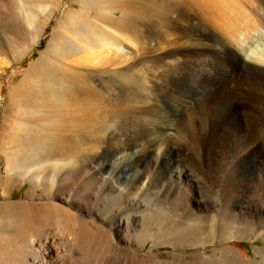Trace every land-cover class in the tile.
Returning a JSON list of instances; mask_svg holds the SVG:
<instances>
[{"label":"rangeland","instance_id":"374dc122","mask_svg":"<svg viewBox=\"0 0 264 264\" xmlns=\"http://www.w3.org/2000/svg\"><path fill=\"white\" fill-rule=\"evenodd\" d=\"M242 1L244 5L246 1ZM187 8L185 12L195 19L208 20L199 7ZM67 10L80 15L74 24L65 20ZM182 11L181 0H0V206L17 204L14 213L18 218L25 211L22 204L28 205L33 215L43 205L57 215L62 208L90 217L87 205L105 213L108 206L118 208L127 199L131 202L127 215L137 221L133 228L138 232L127 233L130 245L117 242L121 248L148 256L174 253L177 264H203L201 255L206 251L215 252L209 264H221L224 258L228 264H264V179H255L258 196H248V200L252 197V211L245 213L247 219L257 222L252 228L256 232L249 238L224 241L226 228L218 224L221 218L227 219L228 209L222 205L221 193L208 189L214 191L210 198L217 206L206 212L196 201L200 199L193 187L196 178H181V185L176 186L174 177L168 175L179 168L166 158L163 141L117 151L110 146L118 144L121 134L143 132V121L163 110L161 86L189 73L216 71L211 78L219 85L206 97L200 93L203 100L178 105L183 114L178 119L193 118V108H198V118L204 119L203 128L199 121L187 126L188 137L204 139L203 129L222 115L227 87L235 81H224L216 65L209 66L206 61L212 51L223 53L224 45L213 41L211 34L195 33L179 22ZM100 29L114 38V45L101 37L100 44L92 43ZM259 48L264 49L261 43ZM241 89L254 94L246 86ZM180 130L179 126L176 131ZM108 150L112 153L104 160L100 156ZM135 153L146 155L145 161L139 160L135 168L139 178H130L126 192L124 181L117 180L116 174L129 165L127 161ZM216 154L208 182L229 183L230 168L235 167L231 149L219 146ZM59 161L66 163L59 165ZM97 170L99 175L94 174ZM101 173L116 182V190L104 187ZM236 195L231 193V198ZM241 212L238 205L231 210L234 216ZM195 214L212 217L213 226ZM93 220L117 241L113 226L96 217ZM206 225L204 245L201 240L155 237L153 230L194 231ZM6 230L0 228V249L16 253L22 238L13 228L7 230L12 232ZM31 241L38 249V241ZM223 248L230 252L220 250Z\"/></svg>","mask_w":264,"mask_h":264},{"label":"bare ground","instance_id":"6f19581e","mask_svg":"<svg viewBox=\"0 0 264 264\" xmlns=\"http://www.w3.org/2000/svg\"><path fill=\"white\" fill-rule=\"evenodd\" d=\"M181 1L183 11L178 14V21L186 24L195 33L211 34L215 39L213 41L222 42L224 45V50H221L224 51L223 53L212 51V53H209L210 58H207L208 61H206L209 66L216 65V69L222 74L224 81L225 79L235 81L233 86L227 87L228 100L224 108H222V115L212 120L208 125V129L206 127V129H203V133L205 132L202 134L204 139L195 140L188 137L187 126H195L196 122L199 121L203 128L204 119L198 118V108H193V111L190 112L193 118L184 121L178 119L182 118L183 115L178 105L181 103L183 107V104L187 106L191 101L193 103L201 98L203 100L204 97H201L200 93H203L206 97L219 85V82L211 78L212 74H216V71L211 72L206 69L195 74L189 73L165 85L161 84L162 88L160 91L165 93V97L159 102L163 110L157 117L143 121V132H135L132 136L128 134L129 132L121 134L118 144L110 146L117 151L118 149L127 150L131 145L136 148L141 144L144 145L145 142L156 145L163 141L167 145L166 158L172 159V163L179 168L175 172L170 171L171 173L174 172V174H169L168 178L174 177V184L178 187L181 185V178H196L193 187H195L200 198L196 199V201L199 206L205 208L206 212L216 208V203L210 197L214 195L213 190H219V193L224 198V204L222 205H225L228 209L227 219L223 220L221 218L218 224L219 227L221 225L222 228H226L223 231V240L249 238L251 234L256 232L252 228L257 222L254 223L245 217V213L252 211L249 203L252 197L248 200V196H258L259 185L255 179H264V49L259 48L260 43L262 48H264V0H244L246 1L244 5L241 3L243 2L242 0L241 2L236 0ZM191 5L199 7L198 9L203 12V15H208V20L200 21L195 19L193 15L191 16L190 13H186L185 10H188L187 7ZM65 16L67 17L65 20H68L67 23L74 24V21H77L80 15L77 16L75 12L67 10ZM99 33V36L96 35L93 38L92 43L95 41L96 44H100L99 38L101 37L103 41L108 42L107 44L114 45L115 40L107 31L100 29ZM242 86H246L249 92L250 90L254 91V94L249 93L250 95H247L242 91ZM179 126L181 130L176 131ZM172 129L175 131H172ZM223 145L229 146L235 163L234 169L230 168V182L225 183V180H222L223 183H220L222 181H216L218 183H211L212 181H210L209 183L210 163L214 155H217L219 146ZM110 153L112 152L108 150L100 157L106 159ZM145 156L135 153L127 161L129 162L128 166L123 165V167L118 169L116 178L124 181L126 192L130 188L128 187L130 181L139 178V171L135 168L140 159L145 161ZM18 158L15 161H21ZM65 163L59 161L57 164L64 166ZM12 167L17 168L15 166ZM158 167V165L155 166V170ZM132 171L133 173H131ZM100 172V170H97L94 174L99 175ZM101 174L100 178L104 187L108 190H116V182L104 177L103 173ZM209 188L213 189L211 190L213 192H209ZM231 193L237 194L235 198H231ZM126 200H122L118 204V208L116 206H108V212L105 213L93 210L87 205L86 211L90 217L73 214L71 211L62 208L61 215H57L43 205L39 206L38 211L33 215L29 206L22 204L20 207L25 211L21 216L22 218H18L17 216L19 215L14 213V209L18 206L17 204L7 203L1 205L0 228L7 230L13 228L14 232L21 236L22 243L18 247L16 246V253H9L4 248H1L0 264H177V255L174 253L166 252L165 254L160 253L148 256L134 253L132 249L130 251V249L118 246L117 242L122 245H130L131 240L126 237L127 233H130V231L138 232L133 228V226L138 224L137 221L131 215H127L131 210V202ZM236 205L242 210L239 216H234L231 213V210ZM187 211L188 208L186 209ZM94 217L99 218L104 225L114 227L117 241L112 237V234L104 229L105 227L103 228L94 222ZM196 217L198 220L208 224L209 227H212L215 222L210 216L196 215ZM259 224L261 225V223ZM196 225L194 226L196 227ZM208 226L206 225L205 229L202 227V229L197 228L198 230L194 231H187L191 228L182 229L181 231L173 230L172 228H170L171 230H153L155 237H162L169 241L199 242L201 240L202 242L208 233ZM7 230L6 232H12ZM7 234L5 233V235ZM28 237L38 241V249L35 250L33 248L32 241L31 239L28 240ZM200 244L204 245L203 242ZM220 250L230 252L227 248ZM214 253V251L203 252L201 255L203 264H209V262L214 261ZM227 261V258H224L221 264H228Z\"/></svg>","mask_w":264,"mask_h":264},{"label":"trees","instance_id":"16d2710c","mask_svg":"<svg viewBox=\"0 0 264 264\" xmlns=\"http://www.w3.org/2000/svg\"><path fill=\"white\" fill-rule=\"evenodd\" d=\"M33 57H35V55Z\"/></svg>","mask_w":264,"mask_h":264}]
</instances>
